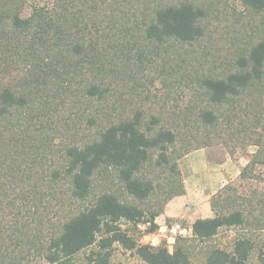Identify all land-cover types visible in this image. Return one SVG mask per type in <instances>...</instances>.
<instances>
[{"label":"trees","instance_id":"obj_1","mask_svg":"<svg viewBox=\"0 0 264 264\" xmlns=\"http://www.w3.org/2000/svg\"><path fill=\"white\" fill-rule=\"evenodd\" d=\"M240 1L264 12V0ZM205 19L204 7L189 0H0V264H73L77 253L94 245L88 262L111 264L115 243L145 264H193L190 239L243 225L256 210V190L245 196L226 186L212 201L215 215L197 219L191 236L178 234L172 251L139 244L120 228L126 220L146 225L148 234L159 230L157 218L168 201L185 193L177 157L209 139L231 153L237 146L257 147L240 179L264 181V39L226 70L192 71L184 82L173 77L172 84L195 87L202 96L197 111L147 118L140 105L128 102L146 90L133 69L145 67L152 54L169 52L172 42L201 40ZM163 84L172 86L167 78ZM63 107L75 108L74 117L58 120ZM18 113L27 118L23 128L13 122ZM43 149L49 182L17 157L32 150L38 160ZM149 167L167 169L174 180L162 186L159 207L145 210L138 202L153 197L158 186L143 175ZM102 175L117 179L136 203L109 186L94 195ZM253 248L240 238L232 252L211 249L205 264H248Z\"/></svg>","mask_w":264,"mask_h":264},{"label":"rangeland","instance_id":"obj_2","mask_svg":"<svg viewBox=\"0 0 264 264\" xmlns=\"http://www.w3.org/2000/svg\"><path fill=\"white\" fill-rule=\"evenodd\" d=\"M160 1L165 3H178L185 0ZM189 1L203 6L206 11V19L203 23L206 29L205 36L199 41L187 44L172 42L168 47L169 52H160L159 55L152 54L149 60H145L146 62L143 65L145 67H135L133 69V71L138 73V78H140L141 82L146 86V90L144 91L145 93L140 96H136L132 93V95L128 97V102L140 105L147 118L152 114H157L162 111L164 113L168 111L170 116L173 115L172 113L175 110L177 112L180 111L181 114L184 112L197 111V106L201 104L202 96L199 92L194 90L195 87L189 88L183 84H172L175 80L173 77H177L178 80L181 79V82H184V78L192 71L195 73L212 72L214 74L224 69L226 70L227 67L231 65L234 58L241 53L245 54L256 42L264 39V12H256L253 9L247 8L240 0ZM199 64L200 66H198ZM180 68H182L181 71H179ZM173 74H175V76H173ZM165 78L171 82L172 86L163 84ZM191 86L194 85L192 84ZM203 100L206 102L205 97H203ZM95 107H97V105H95ZM62 110L60 115L57 116L58 120L62 117H74L71 114L76 111L75 108L69 109L67 107H63ZM163 116L166 118L169 117V114H163ZM26 119L27 118L23 117L21 113H18L13 119L16 128H19L17 120H19L21 124L20 127L23 128V123L26 122ZM181 123L183 124L185 121ZM36 124L39 125V122ZM95 130L96 129H94V132ZM209 140L210 142L207 145L203 147L196 145L189 153L182 157H177V153L182 146L180 142L172 151V155L178 158L177 163L183 179L185 180L184 171L187 169V156L197 150L203 149L208 159L213 163H227L231 166L228 170L232 174V180L228 181L223 188L212 196L211 205L212 201L220 200L221 191L226 186L230 185L236 188L242 195L251 196L252 192L256 190L258 196L254 201L256 210L252 214L249 213L246 215L247 218L243 225L224 227L216 236L203 241L190 239L192 240L189 242L191 244L189 250L192 263L205 264L206 256L213 248L218 247L232 252L234 243L237 239L247 238L254 244L248 264H264V181L258 182L254 179H240V173L237 177L235 175L238 170L241 172L242 167L248 163L257 147L253 145L247 148L237 146L234 153H231L222 143L215 141L216 139ZM35 141L34 139L33 144H39L44 142V139ZM35 152L32 150L19 151L17 154L18 161L22 167L26 166L27 168L28 165H31L32 169L30 172L38 171L39 175L47 182L49 180L47 177V170L50 158L43 149L41 156H39L38 160H35ZM143 172L145 177L153 178L158 186L153 197L144 202H138V204L145 208V210H148L150 206L158 208L161 200L165 197V191L162 186L166 184L168 180L172 181L174 178L168 173L167 169L164 170L158 167H149L144 169ZM1 174L3 175V172H1ZM110 179L111 177L104 178V175L96 177L93 194H98L103 187L109 186L108 189L114 191L121 199L136 203L132 197L125 194L123 185L117 181V179L112 177V180L109 181ZM225 195L226 192L223 193V196ZM46 200L47 197H45L43 205ZM120 228L136 239L139 244H150L152 246L163 244L167 246L170 251L178 244L176 240L178 234L169 236L165 230H161L160 228L155 233L148 234L146 233V225H135L126 220L120 222ZM182 235L191 236L190 233H183ZM93 249L96 250L95 245L77 253L73 257V264H90L88 262V255ZM110 250L111 264H145L134 250H128L119 243H115ZM37 260L36 264H52L40 261L39 259Z\"/></svg>","mask_w":264,"mask_h":264},{"label":"crops","instance_id":"obj_3","mask_svg":"<svg viewBox=\"0 0 264 264\" xmlns=\"http://www.w3.org/2000/svg\"><path fill=\"white\" fill-rule=\"evenodd\" d=\"M184 171L185 193L175 196L166 204L157 218L161 230L169 236L192 233V225L199 218L213 217L212 196L232 180L227 163H213L205 150L200 149L187 156ZM240 171L236 172V177Z\"/></svg>","mask_w":264,"mask_h":264}]
</instances>
